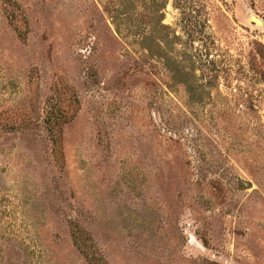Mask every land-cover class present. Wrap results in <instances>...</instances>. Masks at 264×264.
Wrapping results in <instances>:
<instances>
[{"label": "rangeland", "instance_id": "obj_1", "mask_svg": "<svg viewBox=\"0 0 264 264\" xmlns=\"http://www.w3.org/2000/svg\"><path fill=\"white\" fill-rule=\"evenodd\" d=\"M0 264H264V0H0Z\"/></svg>", "mask_w": 264, "mask_h": 264}, {"label": "trees", "instance_id": "obj_2", "mask_svg": "<svg viewBox=\"0 0 264 264\" xmlns=\"http://www.w3.org/2000/svg\"><path fill=\"white\" fill-rule=\"evenodd\" d=\"M74 238H75V242L77 243L78 238H77V236H75V234H74Z\"/></svg>", "mask_w": 264, "mask_h": 264}, {"label": "bare ground", "instance_id": "obj_3", "mask_svg": "<svg viewBox=\"0 0 264 264\" xmlns=\"http://www.w3.org/2000/svg\"><path fill=\"white\" fill-rule=\"evenodd\" d=\"M252 21H254L256 24L258 23V22H257L255 19H253V18H252ZM259 25H261V24H259Z\"/></svg>", "mask_w": 264, "mask_h": 264}, {"label": "water", "instance_id": "obj_4", "mask_svg": "<svg viewBox=\"0 0 264 264\" xmlns=\"http://www.w3.org/2000/svg\"><path fill=\"white\" fill-rule=\"evenodd\" d=\"M258 23L257 24H261V22L259 20H256Z\"/></svg>", "mask_w": 264, "mask_h": 264}]
</instances>
